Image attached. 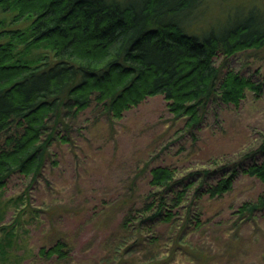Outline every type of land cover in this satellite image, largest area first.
I'll return each mask as SVG.
<instances>
[{"label":"trees","instance_id":"obj_1","mask_svg":"<svg viewBox=\"0 0 264 264\" xmlns=\"http://www.w3.org/2000/svg\"><path fill=\"white\" fill-rule=\"evenodd\" d=\"M200 3L0 0L3 9L16 11L14 19L30 21L25 29L0 27V35L8 37L0 42V188L15 172L34 178L55 138V126L67 128L68 118L91 104L119 119L147 97L161 95L167 109L191 127L199 122L207 101L217 98L238 104L246 90L258 93L259 82L231 69L223 71V61L217 60L219 55L263 46V16L250 10L238 20L211 25L197 34L192 26ZM40 47L48 53L34 55ZM57 138L69 142L65 135ZM259 152L247 151L233 160L211 159L206 167L184 172L170 165L151 166L149 189L139 204L130 205V197L121 201L129 207L118 231L103 243L106 263L123 264L122 258L136 249L160 255L166 243H177L201 225V198L230 190L239 171L260 180L262 190L237 211L263 212V145ZM172 223L178 225L176 242L167 239L162 244L157 228ZM123 231L133 239L122 238ZM67 245L56 239L39 248L38 255L63 259Z\"/></svg>","mask_w":264,"mask_h":264},{"label":"rangeland","instance_id":"obj_2","mask_svg":"<svg viewBox=\"0 0 264 264\" xmlns=\"http://www.w3.org/2000/svg\"><path fill=\"white\" fill-rule=\"evenodd\" d=\"M200 2L192 26L197 34L250 10L264 18V0ZM15 15L0 5V27L25 29L30 21ZM7 39L0 35V42ZM33 52L48 53L43 47ZM218 58L223 71L249 76L261 84L260 91L246 90L238 104L207 101L199 122L191 127L167 109L161 95L147 97L119 119L91 104L68 118L67 128L56 125L40 172L34 178L15 172L0 188V264H107L103 243L118 231L129 207L121 201L130 197V205L139 204L149 189L151 166L170 165L184 172L206 167L215 158L259 154L264 146V45ZM59 134L69 142H61ZM261 190L260 180L239 171L230 190L201 198L200 226L177 243H166L160 255L136 249L122 258L123 264H264V211H237L243 202L255 201ZM157 229L162 244L175 241L176 223ZM122 236L133 239L124 231ZM59 238L68 243L65 258L38 255L39 248Z\"/></svg>","mask_w":264,"mask_h":264}]
</instances>
